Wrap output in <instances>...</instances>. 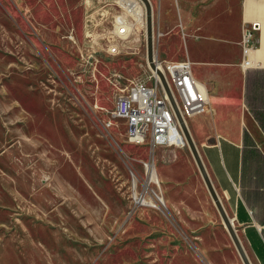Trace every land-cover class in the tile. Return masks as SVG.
Returning <instances> with one entry per match:
<instances>
[{
  "label": "rangeland",
  "instance_id": "1",
  "mask_svg": "<svg viewBox=\"0 0 264 264\" xmlns=\"http://www.w3.org/2000/svg\"><path fill=\"white\" fill-rule=\"evenodd\" d=\"M121 12L119 0H0V264H243L185 139L131 144L112 116L119 93L150 75L145 24L113 36ZM182 36L167 56L216 58L214 42ZM154 53L165 62L157 41ZM261 140L245 136L250 149ZM149 160L158 181L147 186ZM134 190L162 201L136 205Z\"/></svg>",
  "mask_w": 264,
  "mask_h": 264
},
{
  "label": "crops",
  "instance_id": "2",
  "mask_svg": "<svg viewBox=\"0 0 264 264\" xmlns=\"http://www.w3.org/2000/svg\"><path fill=\"white\" fill-rule=\"evenodd\" d=\"M158 2L160 12L153 20V37L165 62L184 59L167 56L172 43H179L178 37L183 34V42L187 41L185 35L214 42L216 58L201 61L187 58L192 63L194 77L207 90L208 104L205 113L191 115L186 120L228 216L237 224L256 258L264 263V0ZM198 19L202 21L196 26ZM253 22L259 24L255 33V66L243 69L239 44L241 29ZM142 36L145 38V34ZM125 45L132 47L134 43ZM193 62L217 66L196 73ZM246 134L263 139L258 143L259 149H250L245 142ZM192 158L190 155V162ZM170 205L176 209L181 206L171 193Z\"/></svg>",
  "mask_w": 264,
  "mask_h": 264
},
{
  "label": "built area",
  "instance_id": "3",
  "mask_svg": "<svg viewBox=\"0 0 264 264\" xmlns=\"http://www.w3.org/2000/svg\"><path fill=\"white\" fill-rule=\"evenodd\" d=\"M119 7L122 12L114 17L113 24L115 40L129 37L134 30L135 23L145 24V11L137 13L141 7L135 0H119ZM132 12L138 15L137 19L132 16ZM258 29L257 22L248 23L241 29L239 44L241 47L240 63L243 69L255 66L253 56L256 50L255 33ZM118 51V45L112 43L109 52L116 54ZM155 64L161 71L184 122L191 115L205 113L208 104L207 90L194 77L191 61L188 59L166 61L162 62L161 66L155 61ZM149 70V82L132 81L119 93L112 116L126 122L127 139L131 144L149 143L153 149L158 146L178 147L184 135L175 110L160 76L151 68ZM145 183L148 186L147 175ZM134 191L136 192L135 194L133 192L134 202L139 205L138 200L146 197Z\"/></svg>",
  "mask_w": 264,
  "mask_h": 264
},
{
  "label": "water",
  "instance_id": "4",
  "mask_svg": "<svg viewBox=\"0 0 264 264\" xmlns=\"http://www.w3.org/2000/svg\"><path fill=\"white\" fill-rule=\"evenodd\" d=\"M145 9V46H146V59L149 67L155 71L161 78L162 83L164 84V87L167 91L168 97L172 103V106L175 110L178 122L180 124V127L182 129L186 144L188 146V149L194 159V162L198 168V171L202 177V180L206 186V189L214 203V206L216 210L218 211V214L221 218L222 223L224 224L230 239L242 261L243 264H252L249 256L242 244V241L240 240V237L238 236L236 229L233 225V220L228 216L211 180L210 177L206 171V168L204 166V163L200 157L199 151L197 149V146L190 134V131L184 122L182 116L178 112L176 105L174 104V101L172 99V96L170 95V92L165 84V81L163 79L161 71L157 68L155 64V53H154V37H153V12H152V5L150 0H140Z\"/></svg>",
  "mask_w": 264,
  "mask_h": 264
},
{
  "label": "bare ground",
  "instance_id": "5",
  "mask_svg": "<svg viewBox=\"0 0 264 264\" xmlns=\"http://www.w3.org/2000/svg\"><path fill=\"white\" fill-rule=\"evenodd\" d=\"M143 12L142 13H144V9L142 8L141 9ZM141 10L140 9H138V14H140V12H141ZM132 15H135L136 17L138 16L135 12H132ZM155 59V61H157L156 60V57L154 58ZM157 65H159V66H161L162 65V62H159V61H157ZM185 123H186V125L188 126V120H186L185 119ZM181 143H183V141H181ZM145 144V143H144ZM144 144H140V145H142V146H144ZM146 172H147V174H148V178H147V182L150 184L151 183V181L152 180H154V181H158V175H157V172L155 171V169H154V167H153V164L151 165V163L149 162V163H147L146 164ZM136 179V178H135ZM134 179V180H135ZM156 184V183H155ZM159 187V186H158ZM144 196V195H143ZM219 196V195H218ZM164 197V196H163ZM220 198V197H219ZM155 199L157 200V201H162L161 200V198L158 196V194H156L154 191H151V196H150V198L149 199H146V198H141V199H139L138 200V204L140 205V204H143V205H146V206H152V207H154V201H155ZM221 200V199H220ZM156 205V204H155ZM160 205V204H159ZM233 225H234V223H233ZM234 228H235V225H234ZM236 229V228H235ZM236 232H237V230H236ZM238 234V233H237ZM239 236V235H238ZM250 259V258H249ZM251 261V260H250ZM252 263V262H251Z\"/></svg>",
  "mask_w": 264,
  "mask_h": 264
}]
</instances>
